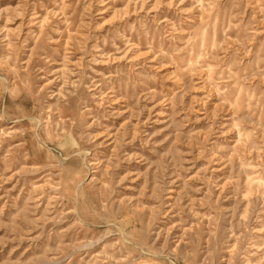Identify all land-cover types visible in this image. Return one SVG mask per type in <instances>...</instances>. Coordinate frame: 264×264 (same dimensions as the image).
<instances>
[{
    "label": "rangeland",
    "instance_id": "rangeland-1",
    "mask_svg": "<svg viewBox=\"0 0 264 264\" xmlns=\"http://www.w3.org/2000/svg\"><path fill=\"white\" fill-rule=\"evenodd\" d=\"M0 264H264V0H0Z\"/></svg>",
    "mask_w": 264,
    "mask_h": 264
}]
</instances>
